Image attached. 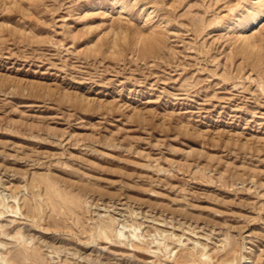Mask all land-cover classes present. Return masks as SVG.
<instances>
[{"label":"rangeland","instance_id":"rangeland-1","mask_svg":"<svg viewBox=\"0 0 264 264\" xmlns=\"http://www.w3.org/2000/svg\"><path fill=\"white\" fill-rule=\"evenodd\" d=\"M263 2L0 0V264H264Z\"/></svg>","mask_w":264,"mask_h":264},{"label":"bare ground","instance_id":"bare-ground-1","mask_svg":"<svg viewBox=\"0 0 264 264\" xmlns=\"http://www.w3.org/2000/svg\"><path fill=\"white\" fill-rule=\"evenodd\" d=\"M263 18H264V2H263L261 9L257 13V15L252 17L247 23L244 24L245 28L242 31H240L241 35L243 34L242 32L248 31L252 25L259 23ZM242 38L245 40V43L249 44L248 40L250 39V35L248 34L242 35ZM244 259H245V256H244Z\"/></svg>","mask_w":264,"mask_h":264}]
</instances>
